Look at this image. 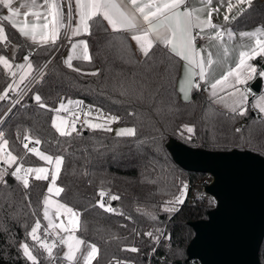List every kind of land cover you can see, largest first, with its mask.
Segmentation results:
<instances>
[{
	"label": "trees",
	"instance_id": "trees-1",
	"mask_svg": "<svg viewBox=\"0 0 264 264\" xmlns=\"http://www.w3.org/2000/svg\"><path fill=\"white\" fill-rule=\"evenodd\" d=\"M4 23L0 20V24ZM90 24L87 43L91 61H74L70 68L60 57L55 58L13 106L0 131L9 141L8 148L23 160L27 157L22 152L25 134L41 141L36 145L40 151L64 157L57 178L64 191L58 198L79 214L74 234L98 247L99 254L92 264H197L186 254L194 235L190 223L206 219L212 200L206 201L192 190L205 174L181 169L167 145L175 140L196 149L236 150L264 158V117L250 111L244 116L221 111L201 89H195L188 101L181 99L176 88L181 66L178 57L163 45H155L146 58L135 52L126 34L109 31L100 18ZM251 26L264 27V1L255 0L251 7L247 6L232 22L231 29ZM14 43L26 50L31 48L7 29V39L0 42V54ZM51 48L34 49L31 57L35 64ZM93 72L99 75H91ZM9 82L0 66V94ZM35 94L42 97L47 109L38 106ZM67 100L99 108L106 118L118 117L113 125L133 127L135 136L120 137L104 129L77 127L69 131V136L59 135L52 127L54 111L49 109ZM7 104L0 102V112ZM185 125L194 126L193 132H187ZM237 127L240 133L235 132ZM38 164L34 157L26 162L27 166ZM4 168L7 166L1 164L0 170ZM4 179L7 183H0V264H32L23 254V243L29 245L37 264H66L58 246L49 257L29 235L36 222L42 221L45 181L29 179L25 189L10 173ZM185 184L184 202L168 204L180 195ZM101 189L106 193L103 202L116 212H106L98 206ZM111 195L120 199L113 201ZM165 207L177 210L166 212ZM147 232L153 236H146ZM131 247L139 251L124 250ZM259 260L264 264V238Z\"/></svg>",
	"mask_w": 264,
	"mask_h": 264
},
{
	"label": "snow or ice",
	"instance_id": "snow-or-ice-1",
	"mask_svg": "<svg viewBox=\"0 0 264 264\" xmlns=\"http://www.w3.org/2000/svg\"><path fill=\"white\" fill-rule=\"evenodd\" d=\"M224 0H221L223 3ZM75 12L78 16V21L75 26L71 24L73 18V0H67L68 7V21L65 25L63 7L57 0H43V5H47L48 9L43 13L38 8L42 5H38L37 0H23L19 7H13V0H0V6H3L7 10V15L0 17V20L8 21L13 28H16L21 36L29 38L32 41L36 40V30L41 29V39H51L54 44L58 38V32L60 28H68L72 35L88 34L90 35L91 24L89 21H94V18H101L106 21L108 26L113 32H126L130 34L131 39L134 40L138 46L139 51L144 57H148L151 49L157 44L163 45L168 51L175 57L184 61V78L180 81V91L184 94L185 101L190 99V92L192 89L199 90L201 88V82L210 86V96L215 97L216 103H223V106L234 115L244 116L247 112L248 105V89L240 88L237 85H245L246 82L253 78L256 73V67L249 61L257 56H264V27H259L252 32H241L239 37L241 40L244 38H255L254 44H249L246 48L241 46L238 51L237 57L234 61V66L228 65L227 70L224 71V65L228 64L227 57L230 52V48L224 41V35L226 34L229 41H232L236 34L231 29H221L212 21L213 12H219V8H212L213 0H197V3H193L192 0H74ZM238 4H247L248 7L252 6L253 0H237ZM233 5L228 0L226 14L224 20H229V15L232 11ZM21 9H27L23 13L25 18L32 16L35 20H43V23L26 22L18 20L17 17L21 15ZM238 13V14H242ZM206 13V15H205ZM51 17V20H49ZM235 19V16L232 17ZM98 22V21H97ZM51 26V27H50ZM43 29H50L49 36H45ZM212 29L213 32H207L206 30ZM199 30V31H196ZM205 36L211 41H218L217 52L213 53L210 49L204 47H197V38L204 39ZM5 28L3 24H0V42L5 41ZM81 51H77L81 49ZM222 49V53L220 52ZM72 52L76 53L80 58L91 61V55L89 53L88 45L86 41H79L72 44ZM72 56L70 55L65 63L71 68ZM25 63L19 64L16 67L19 69L27 68L28 71L20 76L19 83L15 81L9 84L7 88L0 94V100L7 97L9 89L15 91L19 88L20 84L24 82L25 78L31 74L32 64L29 62V56L24 57ZM0 64H3L5 68H11L9 60L3 56H0ZM79 71V69H73ZM91 75H99L98 72L90 73ZM16 73L13 72L12 76ZM264 77V71L259 73ZM199 78L198 80L196 78ZM230 90V91H228ZM221 93H226L221 95ZM35 102L40 108L47 109L48 105L42 102V97L39 94L34 96ZM72 104V101H68ZM82 102L76 101L75 104L79 106ZM254 109H258L260 113L264 114V95L255 97L252 104ZM65 105L60 103L59 108L49 109L50 111L64 110ZM91 106L89 107V112ZM99 111V110H97ZM89 112H85L87 116ZM79 119V117H77ZM118 117H107L108 122L118 121ZM66 121L61 120L60 124H57L54 119L52 127L61 136H69L71 132L67 131L64 127ZM85 124L92 129H104L111 131L105 124L89 123L87 119L84 120ZM184 128L187 132L192 133L194 126L185 125ZM71 130L76 131L75 121L71 125ZM237 133L242 130L240 128L235 129ZM117 136H135V128H125L117 131ZM190 138V137H189ZM27 141V142H24ZM9 141L5 138L3 131H0V164L6 165L7 168H12L16 165L10 175L17 181L21 182L23 187L27 189L29 187V176L37 181L49 180L51 175L50 184L47 188L48 193L59 194L64 191L62 187L56 185V180L61 171L64 157L61 155L51 156L46 154L36 147L41 144L39 139L33 138L28 134H25L22 139V146L26 150V153H32L38 156L41 160L46 161L49 164L54 162L55 172H49V169L45 167H26L24 165L23 157L17 156L11 149L8 148ZM32 144V147H29ZM7 168L0 170V183L6 184L4 177L8 175ZM23 173V174H21ZM187 185L185 184L180 191V195L175 197L174 201H168V204H182L184 202L183 197L186 192ZM101 200L97 201L100 208L106 212H116L110 205H106L103 202V197L106 195L105 191L101 189L98 192ZM110 199L115 201L120 199L117 195H111ZM53 203L47 196L43 200L44 218L48 220V226L50 228L62 227L60 224H54L52 219H49V206ZM56 215L59 217L61 213L69 214V223L75 228L78 213L71 207L57 202L55 204ZM174 207H165L164 211H175ZM151 215V213H148ZM155 219V217H152ZM40 228L39 221L32 227L29 235L33 240L39 241L40 248H43L49 257H52V247L45 241H41L37 235V231ZM67 231V228L63 229ZM47 234V232H46ZM146 236L152 237V232L145 233ZM158 241V237L155 238ZM61 243L66 245L68 252L65 254V258L69 261H76L78 264L79 258L77 253L80 252V245L84 244V241L75 238L73 235L67 236V238H61ZM23 254L27 257L32 264H37V257L33 255L27 243L21 245ZM131 252H138L139 249L131 247L124 249ZM99 254V249L96 245H89L86 254L82 253L83 264H91V261ZM122 264V262H121Z\"/></svg>",
	"mask_w": 264,
	"mask_h": 264
},
{
	"label": "water",
	"instance_id": "water-1",
	"mask_svg": "<svg viewBox=\"0 0 264 264\" xmlns=\"http://www.w3.org/2000/svg\"><path fill=\"white\" fill-rule=\"evenodd\" d=\"M264 71V66L260 65ZM262 80L250 85L259 93ZM167 148L183 170L210 175L216 201L206 219L190 223L187 259L199 264H261L264 238V158L251 152H211L171 140Z\"/></svg>",
	"mask_w": 264,
	"mask_h": 264
},
{
	"label": "crops",
	"instance_id": "crops-1",
	"mask_svg": "<svg viewBox=\"0 0 264 264\" xmlns=\"http://www.w3.org/2000/svg\"><path fill=\"white\" fill-rule=\"evenodd\" d=\"M253 1H255V0H253ZM259 1H264V0H259ZM22 2H23V0H13V7H19V5ZM57 2L60 3L62 5V7H63V4H62V1L61 0H57ZM192 2L195 4V3H197V0H192ZM37 3H38V5H42V7H40V8L37 9V10L41 11L42 13L48 9V6L47 5H43V0H37ZM231 4L233 5V7H232V11L230 13H227L229 15V20L227 22L224 20V15L226 14V8L227 7L225 9H224V6L221 7L219 9V12L218 13L217 12H213L212 21L216 25L220 26L221 29H231L232 22L240 15L238 13H241V10L244 11V9L247 7V4H238L237 3V0L231 1ZM73 5H74V24H73V26H75L77 24V21H78V16L76 15V12H75V3H74V0H73ZM1 7H2V15H7L8 14L7 13V10L4 9L3 6H1ZM211 7L212 8H218V5H217L216 0H213V3L211 5ZM25 11H27V9H21V15L19 17H17L18 20H22V21H25L26 20V22H29V23L30 22H35V23H43L44 22L43 20L37 21L32 16H28L27 18H25V16L23 15V13ZM205 15H206V13H205ZM233 16H235V19H232ZM49 20H51V17H49ZM89 23H90V21H89ZM103 23L105 24V26L108 28L109 31H112V29L108 26V24H107L106 21H103ZM3 26L5 28L6 38H7V29L13 30L18 35L20 41H22L23 43L27 44L28 47H31V48H29V50H26V49L21 48L17 43H14V44H12L8 48V50H7V52L5 54H0V56H3L5 58H7L9 60L10 64L12 65L11 68H5L3 64H0L3 72L10 78L9 84H12L14 81L16 83H19L20 76L23 75L24 73H26L28 71L27 68H25V69H19V68L16 67L19 64L25 63L24 57L26 55L29 56V58H30V61L29 62L32 64L33 67H32V70H31V74L28 75L25 78L24 82L20 84L19 88L16 89L15 91H12L11 89H9L7 97L5 99H3V100H0V102L1 101H7L8 102L6 108H3V110L0 112V121H1V124L4 121V119L6 118V116L8 115V113L11 111V109L13 108V106L15 105L16 99L18 97H21V96L27 94V93H25V94L23 93V89L26 87V85L28 84V82L30 81V79L37 72L42 71L43 67L45 65H47V63H48V57L50 56V54L54 50L55 45H56V43H57V41H58V39L60 37L61 30H62V28L59 29L58 38L56 39L55 43L53 44L50 38L47 39V40L41 39V35H40L41 29H39V28L36 30V40L35 41H32L29 38H25V37L21 36V34L19 33V31L16 28H13L8 21H5V23L3 24ZM257 28H259V26H251L249 28L242 29V30H238V31H234V30L231 29L236 34V36L234 37V39L232 41H229L228 40V37H227L226 34L224 35V41L227 43V45L230 48V52H229V55L227 57L228 64H225L224 65V68H223L224 71L227 70V67H228L229 64H231L232 66H234V61H235V59L237 57L238 51L240 50L241 46H244L246 48L249 44H254V39L255 38H244L243 40H241V38L239 37V33H241V32H252L253 30H255ZM196 31H199V30H196ZM206 31L207 32H213L215 30L208 29ZM43 32H44L45 36L47 37V36H49L50 29H43ZM120 32L126 34L129 37L130 43H131L133 49L135 50V52H137L139 55H142V53L138 49V46H137L136 42L131 39L130 34H128L126 32H123V31H120ZM87 37H89L88 34H83L82 33L80 35H72V33H70V41L68 42V44L66 45V47L63 49V51L61 52V54L59 56L60 59H61V61L65 65H67L65 63V61L67 60V58L70 55L73 57L72 60H71V64L74 61H86V60L80 58L76 53H73L72 52V44L73 43H78L79 41H86L87 42ZM205 37H206V39L202 43H200L199 45H197V47H204V48L210 49L213 53H216L217 52V46H218V43L219 42L216 41V40H211L210 41L207 38V36H205ZM2 42H5V41H2ZM87 45H88V43H87ZM156 45H161V44L157 43ZM37 48L46 49V51H48L49 48H51V51L46 55V57L42 61H39V63L35 64V61L32 59L31 54H32V51L34 49H37ZM81 50H82V46H81V49H78L77 51H81ZM220 52L222 53V49H220ZM89 53H90V51H89ZM180 62H181L180 74H179V77L177 79L176 88H177V91H178V94H179L180 98L183 99V100H185L184 99V94L180 91V81L184 78V61L180 60ZM249 63H251L253 66L256 67V73L253 75V78L252 79H250V80H248L246 82L245 85H237V87H240L242 89L243 88H247L249 90L248 91V105H247V109L248 110H247L246 114L250 111V112H254V113H256V114L264 117V114L260 113L258 109H254L252 107V104L254 103L255 97H259L260 95H264V77H262V76L259 75V73L261 71H263L261 69L260 65H263L264 66V56H257L254 59H252L251 61H249ZM47 67H46V69H47ZM45 70L43 71V73L45 72ZM13 72L16 73L15 76H12V73ZM42 74L40 75V77L42 76ZM258 77L261 78V80H262L261 89H260L259 93H254L251 90L250 85ZM196 79L198 80L199 78L197 77ZM248 84H249V86H247ZM31 88L28 90V92L31 90ZM200 89L203 91L204 96L206 97V99L208 101H210V103L215 108H217V109H219L221 111L230 113L229 110L223 106V103H216V102H214L216 98L210 96L211 89H210V86L209 85H206L203 82H201V88ZM194 90L195 89H192L191 90L190 97L192 96ZM228 91H230V90H228ZM225 94L226 93H221V95H225ZM65 102L66 101H64V103ZM57 105L55 106V108L57 107ZM84 109H85V111H84ZM85 112H87V108L86 107L82 109V113H85ZM56 118H57V120H56ZM60 118L61 117H59L57 114H55V111H54L53 120L55 119L56 122L59 121L57 124H60V122H61L60 120L66 121V123L64 124V127L68 131L69 130V128H67L68 120L65 117H62V119H60ZM80 118L83 119V117H80ZM78 120H77V124H78ZM105 121H107V119H105ZM83 123H84V121H83ZM82 125L79 126V127H77V125H76V127L79 128V129H81ZM125 128H133V127H130V126H128V127H118V128H115L113 131L116 134L117 131H119L121 129H125ZM87 130H89V129H87ZM22 152H23L24 158L27 155V157L22 161L26 167H28L26 165V162L30 159V157H34L35 159H37L39 161V164L38 165H35V166H31V167H45V168L49 169L50 174L55 172V164H54V162L52 164H49L46 161L41 160L38 156H36V155H34L32 153H26V150L24 148H22ZM0 166H1V164H0ZM15 167H16V165H13L12 168H9V173H11V171H13ZM21 174H23V173H21ZM28 179H34V178H33V176H29ZM50 179H51V175H49V180H43V181H45V195H44V197L42 199V206H41V217H42V221L40 222V228L37 231L38 237L40 238L42 236H63V238H67V236H69L71 234L75 238L81 239V238H79L78 236H76L74 234V231L77 228L78 223H79V214L76 217L77 223H76L75 228L73 227L72 224L69 223V219H68L69 214H67V213H61V215L59 217H57L55 204L57 202H59V203H63V202L61 200H59V198H58L60 193L57 194V193H55V191L53 193H48L47 192V188L49 187V184H50ZM17 182L22 185L21 182H19V181H17ZM56 185L59 186L57 184V180H56ZM45 196H47L50 200L53 201V203L49 206V219H52L54 224H60V225H62V227L50 228L48 226V220L45 219L44 218V215H43V210H44L43 200H44ZM63 204H65V203H63ZM65 205H67V204H65ZM64 228H67V231H64L63 230ZM46 232H47V234H46ZM34 241L39 244V241H37V240H34ZM89 245H92V244H90V243H88L86 241H84V244L80 245V252L77 253V257L79 258L78 264H83V259H82L81 254L82 253L86 254V252L88 251V246ZM58 247L60 248L61 255H62L63 259L65 260L66 264H77L76 261H69V260H67L65 258V254L68 252V249H67L66 245H64L62 243ZM55 248H57V246H53L52 247V252H53V250ZM93 261H94V259L91 261V264H92Z\"/></svg>",
	"mask_w": 264,
	"mask_h": 264
},
{
	"label": "built area",
	"instance_id": "built-area-1",
	"mask_svg": "<svg viewBox=\"0 0 264 264\" xmlns=\"http://www.w3.org/2000/svg\"><path fill=\"white\" fill-rule=\"evenodd\" d=\"M62 4H63V12H64V20L63 23L65 25H67L69 23L68 21V7H67V0H61ZM71 24H74V5H73V18L71 20ZM70 33L71 31L68 28H62L61 30V34L60 37L55 45L54 50L52 51V53L50 54V56L48 57V63L47 65H45L42 69V71L37 72L28 82V84L26 85V87L23 89V93H27L28 90L34 86L36 84V82L39 80L40 75L43 73V71L46 69V67L48 65H50V63L57 57L60 56L61 52L63 51V49L66 47V45L68 44V42L70 41ZM206 39V37L204 39H200L197 38L196 40V45H199L200 43H202L204 40ZM249 86V84L247 85ZM26 95V94H25ZM25 95L18 97L16 99V103H18ZM15 103V104H16ZM85 111V109H84ZM83 124V119H79L77 127L81 126ZM0 125H1V121H0ZM238 128V127H237ZM235 128V129H237ZM236 132V131H235ZM27 142V141H24ZM193 143L196 144L197 141L193 140ZM32 144H29V147H32ZM37 147V146H36ZM212 182V177L210 175H205L203 178L199 179L193 186H192V190L194 193L196 194H200L204 197V199L206 201H208V199L210 198V200H214L207 192H206V187L208 185H210ZM108 199V196L107 198ZM61 238H63V236H45L42 237L40 240L41 241H45L47 242L49 245H53V246H59L61 243ZM197 264H199L197 262Z\"/></svg>",
	"mask_w": 264,
	"mask_h": 264
},
{
	"label": "rangeland",
	"instance_id": "rangeland-1",
	"mask_svg": "<svg viewBox=\"0 0 264 264\" xmlns=\"http://www.w3.org/2000/svg\"><path fill=\"white\" fill-rule=\"evenodd\" d=\"M231 1H233V0H230V2ZM216 2H217V5H218V8L219 9L221 7H223V6H224V9H225L227 7L228 0H224L223 3H221V0H216ZM68 101H71V100H68ZM68 101H66L65 103L63 102L64 105H65L64 110L55 111V114H57L59 117H61L60 119H62V117H65L68 120V124H67V128H69L68 131H71V125H72L73 121H75V127H76L77 120H78L77 117H79V118L80 117H83V121L85 119H87V121L89 123L105 124L107 128H110L111 129V132L115 136H117L114 133V131H113L115 128H118V127H128V126H117V125H113V122H108V120L105 121V119H107V118L105 117V115L102 113V111L99 108H96V107H92L91 106V111L89 112V107L90 106H85L83 103H81L79 106H77L75 104L76 101H80V100H72V102H73L72 104H69ZM59 105L60 104H58L55 109L59 108ZM85 107L87 108V112H89V114L87 116H85L84 113H82V109L85 108ZM97 110H99V111H97ZM56 120H57V118H56ZM81 129L82 130L83 129H86V130L87 129H89V130H99V129H92V128H90L88 126V124H85V123H83ZM120 137H123V136H120ZM186 192H187V190H186ZM186 192H185V195H184L183 199L186 196ZM211 204H212V209H214L216 207V202L213 200V201H211Z\"/></svg>",
	"mask_w": 264,
	"mask_h": 264
}]
</instances>
